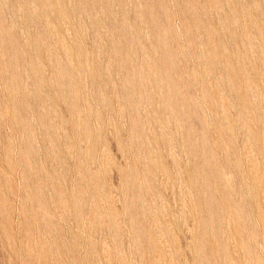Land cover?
Returning a JSON list of instances; mask_svg holds the SVG:
<instances>
[{"label":"rangeland","instance_id":"1","mask_svg":"<svg viewBox=\"0 0 264 264\" xmlns=\"http://www.w3.org/2000/svg\"><path fill=\"white\" fill-rule=\"evenodd\" d=\"M0 264H264V0H0Z\"/></svg>","mask_w":264,"mask_h":264}]
</instances>
